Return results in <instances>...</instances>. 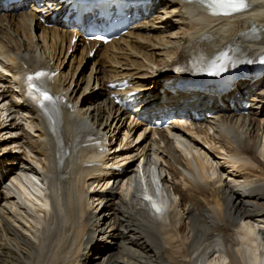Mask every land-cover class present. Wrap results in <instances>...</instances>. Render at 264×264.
Returning a JSON list of instances; mask_svg holds the SVG:
<instances>
[{"label":"bare ground","instance_id":"6f19581e","mask_svg":"<svg viewBox=\"0 0 264 264\" xmlns=\"http://www.w3.org/2000/svg\"><path fill=\"white\" fill-rule=\"evenodd\" d=\"M24 3L17 14L0 5V103H8L0 119L8 112L24 124L0 122V133L21 132L0 142V264H264V0L226 17L157 0L137 8L132 30L92 59L94 42L70 53L62 9ZM237 55L248 79L224 96L167 89L177 64ZM47 66L58 71L51 89L69 106L56 128L21 85ZM113 94H135V112L113 105ZM150 113L169 123L156 130L136 122ZM90 137L110 148L99 174L87 167ZM7 148L23 149L22 157L6 158ZM23 182L40 197L26 195Z\"/></svg>","mask_w":264,"mask_h":264},{"label":"rangeland","instance_id":"374dc122","mask_svg":"<svg viewBox=\"0 0 264 264\" xmlns=\"http://www.w3.org/2000/svg\"><path fill=\"white\" fill-rule=\"evenodd\" d=\"M25 4V3H24ZM22 5H18V8L19 9H15L17 6H14V8H13V14H17V13H19V12H21V9H22V7H21ZM154 11V10H153ZM152 11V12H153ZM157 11V10H156ZM150 10H149V12L148 11H145V13H147L148 14V16H153L154 14L152 13ZM155 25V24H154ZM46 26V25H45ZM47 27V26H46ZM156 27V26H155ZM150 28V27H149ZM150 30V29H149ZM79 71H83L84 73H85V75H87V73H88V70H87V67L85 66V63L80 67V70ZM0 74H2V75H4L5 74V72L0 68ZM260 88H261V85L260 86H257V87H255V89L253 90V92H257V91H259L260 90ZM2 90V88L0 89V91ZM248 98V100L250 99V97H247ZM246 101V100H245ZM249 102V101H248ZM247 101H246V103H248ZM7 105H8V103L6 102V101H3V102H1L0 103V109H4V108H6L7 107ZM248 105H249V103H248ZM9 113L8 112H3L1 115H2V117H1V119H0V122H4L5 124L3 125V127H5V126H7V125H9L10 123H12L13 121H15V125L16 126H18L19 127V125H24L23 124V122L21 121V120H15V117L14 116H7ZM13 119V121L11 122V120ZM6 120V121H5ZM128 123V122H127ZM18 124V125H17ZM126 126H127V124H126ZM25 129H27V128H25ZM12 133H14V134H12ZM209 134H210V132H208ZM21 135V132L20 131H16V130H14V129H4V130H1V133H0V142H2L3 141V143H9L13 138H15L16 136H20ZM122 135H123V131H121V133L119 134V136H118V140H117V142H116V145L114 146V147H117V144L119 143V139H122ZM135 137V136H134ZM5 140V141H4ZM9 140V141H8ZM3 143H0V144H3ZM11 146V145H10ZM9 146V147H10ZM10 150V151H9ZM9 151V155L6 157V158H16V160H19L21 157H22V151H23V149H19V150H12L11 148L9 149V148H7L6 149V151L5 152H8ZM24 151H26V150H24ZM26 153V152H25ZM6 156V155H5ZM27 156H29V157H31V155H28L27 154ZM5 162V161H4ZM129 164V163H128ZM127 165V164H126ZM125 165V166H126ZM124 166V167H125ZM5 168H9V166H6ZM14 170L12 171V172H10V173H8L7 175H6V178L3 180V182L5 181V184H7L8 183V181L9 180H11V176L12 175H14ZM33 183V182H32ZM23 188H24V191H25V193H26V195L28 194V196L30 197V198H32V199H34V200H36L37 198H38V196L40 195L33 187H32V185L31 184H26V183H24L23 182Z\"/></svg>","mask_w":264,"mask_h":264},{"label":"snow or ice","instance_id":"6c2138e0","mask_svg":"<svg viewBox=\"0 0 264 264\" xmlns=\"http://www.w3.org/2000/svg\"><path fill=\"white\" fill-rule=\"evenodd\" d=\"M201 2L210 3L217 9L216 12L212 13L213 15H231L247 7V0H201ZM47 75L48 73L38 71L34 75L27 76L26 84L28 87V95L30 97H33L42 109L48 107L52 111H56L55 98L49 94L48 89L45 87L43 81L41 80V77H45ZM34 83L39 90V95L37 96H33ZM45 101L48 102L47 105H45Z\"/></svg>","mask_w":264,"mask_h":264}]
</instances>
